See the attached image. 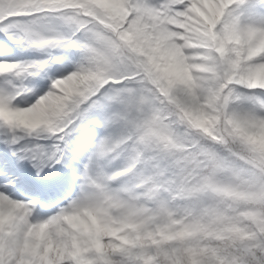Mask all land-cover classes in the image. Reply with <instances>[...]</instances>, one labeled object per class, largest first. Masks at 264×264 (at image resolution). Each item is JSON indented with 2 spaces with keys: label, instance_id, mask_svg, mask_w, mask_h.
Segmentation results:
<instances>
[{
  "label": "snow or ice",
  "instance_id": "1",
  "mask_svg": "<svg viewBox=\"0 0 264 264\" xmlns=\"http://www.w3.org/2000/svg\"><path fill=\"white\" fill-rule=\"evenodd\" d=\"M0 264H264V0H0Z\"/></svg>",
  "mask_w": 264,
  "mask_h": 264
}]
</instances>
